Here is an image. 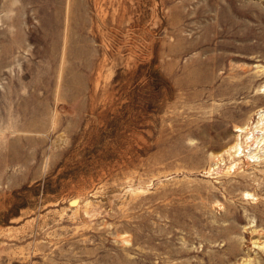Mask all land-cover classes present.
Listing matches in <instances>:
<instances>
[{
  "label": "rangeland",
  "instance_id": "rangeland-1",
  "mask_svg": "<svg viewBox=\"0 0 264 264\" xmlns=\"http://www.w3.org/2000/svg\"><path fill=\"white\" fill-rule=\"evenodd\" d=\"M260 112L264 0H0V264H264Z\"/></svg>",
  "mask_w": 264,
  "mask_h": 264
},
{
  "label": "bare ground",
  "instance_id": "bare-ground-1",
  "mask_svg": "<svg viewBox=\"0 0 264 264\" xmlns=\"http://www.w3.org/2000/svg\"><path fill=\"white\" fill-rule=\"evenodd\" d=\"M260 114H261V116H263V118H264V112H260ZM241 131V129H237V132H240ZM264 138H263V134L260 136V137H257L254 141H253V144H254V147H252V150H251V148L249 149V153H248V155H247V158L246 159H250L251 161H256L257 160V158H258V155H257V153L255 152V150H256V148L259 146V144L262 142V140H263ZM252 143V142H251ZM248 146V145H247ZM249 147V146H248ZM231 152H233L234 153V155L236 156V157H241V156H243L244 155V150L242 149V146H241V144L240 143H238V142H236L233 146H231L230 147V149H229ZM247 152V151H246ZM245 152V153H246ZM245 157V156H244ZM240 159V158H239ZM238 159V160H239Z\"/></svg>",
  "mask_w": 264,
  "mask_h": 264
}]
</instances>
